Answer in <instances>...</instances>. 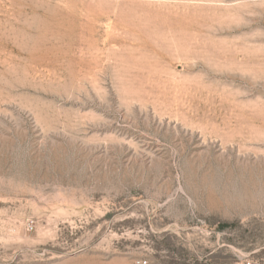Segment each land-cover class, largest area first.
I'll return each instance as SVG.
<instances>
[{"label":"rangeland","instance_id":"obj_1","mask_svg":"<svg viewBox=\"0 0 264 264\" xmlns=\"http://www.w3.org/2000/svg\"><path fill=\"white\" fill-rule=\"evenodd\" d=\"M264 264V0H0V264Z\"/></svg>","mask_w":264,"mask_h":264},{"label":"built area","instance_id":"obj_2","mask_svg":"<svg viewBox=\"0 0 264 264\" xmlns=\"http://www.w3.org/2000/svg\"><path fill=\"white\" fill-rule=\"evenodd\" d=\"M136 264H147L146 261H138Z\"/></svg>","mask_w":264,"mask_h":264}]
</instances>
